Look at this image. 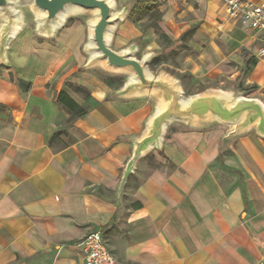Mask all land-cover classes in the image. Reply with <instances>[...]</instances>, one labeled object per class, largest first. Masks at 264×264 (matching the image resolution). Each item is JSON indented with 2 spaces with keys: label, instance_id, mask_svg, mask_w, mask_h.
Instances as JSON below:
<instances>
[{
  "label": "crops",
  "instance_id": "1",
  "mask_svg": "<svg viewBox=\"0 0 264 264\" xmlns=\"http://www.w3.org/2000/svg\"><path fill=\"white\" fill-rule=\"evenodd\" d=\"M229 30L230 76L264 103L258 34L241 21ZM10 79L0 82V264H83L77 241L102 229L121 264H264V137L255 130L174 124L160 166L141 180L133 170L120 188L131 139L155 109L146 98L92 84L82 100L43 75L33 86ZM60 91L85 113L70 118Z\"/></svg>",
  "mask_w": 264,
  "mask_h": 264
},
{
  "label": "rangeland",
  "instance_id": "2",
  "mask_svg": "<svg viewBox=\"0 0 264 264\" xmlns=\"http://www.w3.org/2000/svg\"><path fill=\"white\" fill-rule=\"evenodd\" d=\"M113 1L116 11L127 8L111 34V46L114 49L121 50L134 43L135 56L138 59L146 52L154 53L153 59L148 63L151 72H164L176 79L185 97L212 88L255 97L252 86H246L241 81L238 83L230 76L229 26H232L234 21L226 19L224 8L219 2ZM147 7L149 10L145 11ZM17 9L22 14L21 24L10 39L5 61L0 62V82H10V78L12 82L16 78H25L33 86L36 84L35 78L43 75L41 82L46 86L58 85L82 100L89 97L92 84H102L116 91L125 83L126 73L110 71L100 64L85 65L89 57V53L84 49L88 41L87 21L91 16L89 12L67 14L61 26L46 35L37 29L36 12L28 5ZM211 49L218 51L219 57L210 63L208 55H211ZM242 56H245V52ZM246 64H243L244 70L248 68ZM140 97L146 98L152 108L155 107L156 99L153 96ZM213 123L226 128V133L228 132L229 125L214 119L205 125ZM174 124L180 122L172 121L165 134ZM248 130L254 129L248 128L235 134ZM164 136L160 146L154 147L136 162L134 171L139 173L138 180L160 166L155 157L157 153H161ZM164 165L167 169L170 168V165Z\"/></svg>",
  "mask_w": 264,
  "mask_h": 264
},
{
  "label": "water",
  "instance_id": "3",
  "mask_svg": "<svg viewBox=\"0 0 264 264\" xmlns=\"http://www.w3.org/2000/svg\"><path fill=\"white\" fill-rule=\"evenodd\" d=\"M22 5H28L37 13V29L46 35L61 26L67 14L89 12L88 41L84 48L89 57L85 65L100 64L110 71L126 73L125 83L117 90V95L156 99L155 109L146 120L141 135L131 139L132 153L125 163L120 188L135 169L138 159L160 146L172 121L199 125L214 119L229 125L227 134L253 128L264 137V103L260 98L216 88L185 97L176 79L164 72H151L148 63L154 53L146 52L138 59L134 43L121 50L114 49L111 34L127 8L116 11L113 0H0V62L5 61L10 39L20 28L22 14L17 8Z\"/></svg>",
  "mask_w": 264,
  "mask_h": 264
},
{
  "label": "built area",
  "instance_id": "4",
  "mask_svg": "<svg viewBox=\"0 0 264 264\" xmlns=\"http://www.w3.org/2000/svg\"><path fill=\"white\" fill-rule=\"evenodd\" d=\"M226 19L241 21L258 34V59H264V4L251 0H221ZM84 258L83 264H120L110 253L100 230H91L77 241Z\"/></svg>",
  "mask_w": 264,
  "mask_h": 264
},
{
  "label": "trees",
  "instance_id": "5",
  "mask_svg": "<svg viewBox=\"0 0 264 264\" xmlns=\"http://www.w3.org/2000/svg\"><path fill=\"white\" fill-rule=\"evenodd\" d=\"M147 9L149 10V8H145V11H147ZM17 84H19V87L21 88L22 91H25L27 89H29L30 84L27 81H22V80H18ZM57 100L64 106L66 107L68 110L71 111V116L70 118H73L75 116H80L83 115V113H85L84 109H82L81 107H79L75 101L67 96L63 91L58 92V94L56 95Z\"/></svg>",
  "mask_w": 264,
  "mask_h": 264
}]
</instances>
